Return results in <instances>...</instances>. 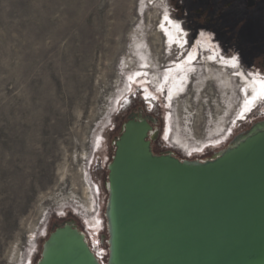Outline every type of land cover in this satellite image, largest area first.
Returning a JSON list of instances; mask_svg holds the SVG:
<instances>
[{"label":"rangeland","instance_id":"obj_1","mask_svg":"<svg viewBox=\"0 0 264 264\" xmlns=\"http://www.w3.org/2000/svg\"><path fill=\"white\" fill-rule=\"evenodd\" d=\"M200 6L198 0H0V264H35L49 231L68 221L108 251V262V164L133 113H143L157 132L153 152L179 159L207 158L264 119V10L243 22L234 13L218 20ZM104 16L107 27L124 24L109 42L100 37L107 32ZM166 16L180 22L190 44L205 41L253 72L242 73L256 97L240 79L237 60L234 69L219 58L212 62L234 76L231 91L221 94L192 74L206 55L197 49L184 62L192 46L183 47L178 32L176 45L162 37L155 46L152 34L164 36ZM172 62L196 67L180 74L173 63L166 77ZM173 81L181 84L171 91Z\"/></svg>","mask_w":264,"mask_h":264},{"label":"water","instance_id":"obj_2","mask_svg":"<svg viewBox=\"0 0 264 264\" xmlns=\"http://www.w3.org/2000/svg\"><path fill=\"white\" fill-rule=\"evenodd\" d=\"M151 127L146 117L133 113L123 122L113 142L106 181L110 185L109 189L106 186L108 263L121 264L120 228H129L137 217L151 210V200L173 192V180L178 172L186 170L194 176L224 167L238 157L250 156L245 160L250 165L222 179L226 180L225 189L232 188L227 196L218 201L200 200L178 223L179 242L162 264H264V130L248 133L235 146L228 144L220 155L214 157L213 153L196 162L168 153H154L148 138ZM169 199L162 206L168 205ZM179 208L171 207V210L176 215ZM126 211L133 215L132 219L128 217L130 221L123 220ZM153 217L160 218L158 214ZM35 264L98 262L83 234L74 224L64 222L49 231Z\"/></svg>","mask_w":264,"mask_h":264},{"label":"bare ground","instance_id":"obj_3","mask_svg":"<svg viewBox=\"0 0 264 264\" xmlns=\"http://www.w3.org/2000/svg\"><path fill=\"white\" fill-rule=\"evenodd\" d=\"M108 19L109 18L107 16H104L103 26L106 25L105 23L108 22ZM123 25L124 24L122 22V19L117 20V22L111 25L112 27H107L106 25L107 32L100 33L101 39L106 42H109V40H111L114 35H117L118 33H122L118 31V33L116 34L115 30L118 28L121 29ZM161 29L164 30L165 32L164 36L160 34L161 32L159 33L155 31L152 34V40H153L152 43L155 46H157L162 42V37L163 38L166 37L167 42H171L174 40L175 45H176V42L179 41V39L177 38L175 39L177 32L179 30V27L177 26V24L173 22L171 24H168L167 26H164L163 24L161 25ZM115 41H118V40H115ZM136 46L139 47L140 45L136 43ZM192 50H193L192 53L189 54V56H187L186 58L187 62L191 61L194 58V55L196 53V48L193 47ZM143 55H146L145 50H143ZM189 57H191V60H189ZM212 62L214 61L211 56L204 58L202 63L200 62L201 64H203L202 67L197 69V72L192 71L193 72L192 74H195V76L201 75L202 83L205 80H210L215 85V87L218 88V90H220L221 94H223L227 90L231 91L233 87V81H234L233 77L234 76L232 74L225 73V69H223L222 65H219L217 63L214 64ZM240 71H239L240 79L244 82L245 86L249 88L251 93H253L254 97H256L255 92L257 90L254 87L253 83L249 82L246 79V77L243 75V73ZM155 76L157 79H155ZM189 77L192 78V75H190ZM153 79H155L159 84L160 82L159 75L157 74L153 75ZM180 82L176 81L172 83L170 86L171 91H172V88L176 87V84H181ZM142 117H145V116L141 115V118ZM257 130H264V119L254 122L247 129V131L240 133L239 135L234 137L229 143V146H235L236 144L240 142V140H242L245 137L246 134L255 132ZM156 134L157 132L153 129V127H151L148 138L152 141L153 139H155ZM224 149L225 148L215 151L214 157L220 155L224 151ZM194 152H197V151H194ZM168 154L173 155V153L171 152H168ZM252 156L253 155H251V157ZM246 157L247 156H244L241 158L238 157L239 159L225 165L224 167H219L211 171L198 173V174H195L194 176H192V173L189 174V172L186 170L178 172L176 179L173 180V185H174L173 192L171 191L165 196H160L156 199L151 200L150 204H152L153 206L151 210H148L147 212L143 213L141 216L137 217L135 220L136 223L130 225L129 228L124 229V226L120 228V231H122L121 243L123 245V247L120 250L121 252L119 255L121 264H140V263L142 264L143 263L162 264L163 262L168 260L170 258L169 254L172 253L174 246L176 245V243L179 242V239H180L179 237L180 235L178 234L179 230L177 228H179L181 225L178 223H181L182 219L187 215V213L189 215L191 208L194 205H196L200 200L205 199V200H211V201H218L222 199L223 196H227L228 192L232 188L230 187V188L225 189L226 180L223 181L222 179H224V177L228 173L235 175L236 173H238L237 171L242 170V168L245 165H250L251 163L245 164V160L250 158V156L247 158ZM184 160H187V161L195 160L196 162H198L199 158L197 159L189 158V159H184ZM106 186L108 189L110 188V185L108 183H106ZM166 198H170L169 204L162 206L163 203H166ZM90 202L91 203L87 202L88 207H91V204L93 201L90 200ZM177 206H180L181 209L179 208L180 210L177 211L178 214L175 215L174 212L171 210V207L174 208ZM154 214H158L160 218L158 217L156 219L155 217H153ZM131 215L132 214L130 211H126L123 220L128 219V217L132 219L133 215L132 216ZM84 219L89 229H92L98 232L101 226H99L98 224H90L87 218H84ZM67 223L74 224L73 222H69V221ZM75 227L78 231H80L76 225ZM64 239L68 240L67 237H65ZM84 240L87 242L86 238H84ZM93 256L96 257L94 253H93ZM203 258H205V256ZM97 262L98 264H109L108 262H102L101 260H97Z\"/></svg>","mask_w":264,"mask_h":264},{"label":"flooded vegetation","instance_id":"obj_4","mask_svg":"<svg viewBox=\"0 0 264 264\" xmlns=\"http://www.w3.org/2000/svg\"><path fill=\"white\" fill-rule=\"evenodd\" d=\"M201 2V6L199 7L200 9H204V5H207V7L205 8V10H202V13L208 12V11H216V15H217V19L220 20L222 16L224 15H229V14H233V15H238V17H241L240 19L243 20V22H245L246 20H249L252 22L253 17H252V13H255L257 8L261 7V10H264V0H198ZM168 13V11H167ZM170 18V17H169ZM171 19V18H170ZM172 20V19H171ZM173 23H176L177 26L179 27L178 33L181 36V44L184 46H192V48H196V52L197 49H200V51L202 52V55H206L207 57L211 56L213 61L216 60V58H219L220 60H222V62H224V64L231 69H234V64L236 62V57L235 60H233V57H228L227 55H224L221 50H217L214 49L209 43L205 42V41H195L194 43L190 44L187 36L185 35V32L183 30L182 25L180 24V22L178 21H174L172 20ZM219 22V21H218ZM217 22V23H218ZM204 31V30H201ZM213 40V39H212ZM214 41V40H213ZM217 45H219L218 43H216ZM193 51V50H192ZM183 56V55H181ZM178 56L176 58V60H180V57ZM188 55L185 56L184 58V62L187 63L186 58ZM205 57V58H207ZM238 61V60H237ZM175 64L176 68L179 70L180 74H183V69L185 68H191L192 66L196 67L195 64L192 63V65H182L180 62H172L169 65H167L165 67V71L163 72V74L166 75V77L169 74H173L172 73V64ZM239 69L241 70L240 72L243 73H252L253 72H246L242 66L240 65L239 61ZM187 70V69H186ZM249 76V75H248ZM208 82H211L210 80H208ZM207 82V83H208ZM202 85H204V82L202 83ZM171 86V85H170ZM264 98V97H263ZM142 116L143 113H141ZM153 127V126H152ZM154 129V128H153ZM158 135V134H156ZM94 224H97V222H94Z\"/></svg>","mask_w":264,"mask_h":264},{"label":"built area","instance_id":"obj_5","mask_svg":"<svg viewBox=\"0 0 264 264\" xmlns=\"http://www.w3.org/2000/svg\"><path fill=\"white\" fill-rule=\"evenodd\" d=\"M84 237L87 240V244L90 248V250L94 253V255L96 256L95 258L97 260H101L102 262H105V260H107V256H108V251L104 250L103 248H99L97 246L94 245V242L91 241V239H89V237L87 236V232L85 230H82ZM101 255V256H99Z\"/></svg>","mask_w":264,"mask_h":264},{"label":"snow or ice","instance_id":"obj_6","mask_svg":"<svg viewBox=\"0 0 264 264\" xmlns=\"http://www.w3.org/2000/svg\"><path fill=\"white\" fill-rule=\"evenodd\" d=\"M164 19H165V24L166 25L172 23V21H171V19L169 17L166 16ZM232 59L235 60V57H233ZM189 60H191V57H189ZM261 85H262V95H264V82H261ZM252 102H253L252 100L249 101V103H252Z\"/></svg>","mask_w":264,"mask_h":264}]
</instances>
